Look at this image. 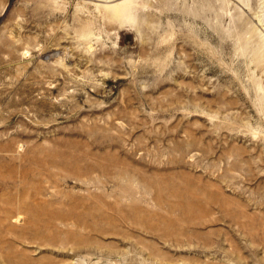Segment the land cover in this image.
Here are the masks:
<instances>
[{
  "label": "rangeland",
  "instance_id": "1",
  "mask_svg": "<svg viewBox=\"0 0 264 264\" xmlns=\"http://www.w3.org/2000/svg\"><path fill=\"white\" fill-rule=\"evenodd\" d=\"M0 264H264V0H0Z\"/></svg>",
  "mask_w": 264,
  "mask_h": 264
}]
</instances>
